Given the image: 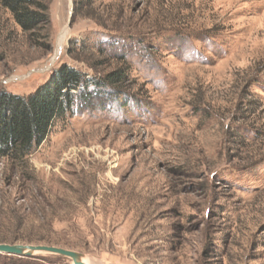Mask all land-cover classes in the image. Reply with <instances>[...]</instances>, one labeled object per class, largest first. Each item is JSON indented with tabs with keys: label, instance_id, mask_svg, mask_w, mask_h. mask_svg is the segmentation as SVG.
Segmentation results:
<instances>
[{
	"label": "rangeland",
	"instance_id": "1",
	"mask_svg": "<svg viewBox=\"0 0 264 264\" xmlns=\"http://www.w3.org/2000/svg\"><path fill=\"white\" fill-rule=\"evenodd\" d=\"M73 12L51 0L50 36L30 43L0 8V92L26 97L61 64L94 78L130 67L129 78L27 157L0 159V244L91 264H264V0ZM83 41L105 55L67 53ZM0 264L72 262L0 253Z\"/></svg>",
	"mask_w": 264,
	"mask_h": 264
},
{
	"label": "trees",
	"instance_id": "2",
	"mask_svg": "<svg viewBox=\"0 0 264 264\" xmlns=\"http://www.w3.org/2000/svg\"><path fill=\"white\" fill-rule=\"evenodd\" d=\"M50 2L0 0V8L10 14L13 23L27 35L30 43H34L39 34L43 33V39L50 36ZM91 2L73 0L72 17L77 14L91 16L83 13ZM86 43L81 42L76 49V44L69 45L67 53L72 56L95 50L92 54L105 55L103 44ZM115 55L110 56L124 60L123 56ZM89 68L96 71V65H89ZM130 70L122 66L94 78L61 64L26 97L0 92V159L21 160L41 147L56 126L64 127L75 116L106 106V100L123 94Z\"/></svg>",
	"mask_w": 264,
	"mask_h": 264
},
{
	"label": "water",
	"instance_id": "3",
	"mask_svg": "<svg viewBox=\"0 0 264 264\" xmlns=\"http://www.w3.org/2000/svg\"><path fill=\"white\" fill-rule=\"evenodd\" d=\"M0 253L7 255H16L19 257L22 256L30 257L38 253H47L69 259L72 262V264H84L82 262V259L84 258L82 254L64 248L52 247V246L0 244Z\"/></svg>",
	"mask_w": 264,
	"mask_h": 264
},
{
	"label": "bare ground",
	"instance_id": "4",
	"mask_svg": "<svg viewBox=\"0 0 264 264\" xmlns=\"http://www.w3.org/2000/svg\"><path fill=\"white\" fill-rule=\"evenodd\" d=\"M65 35H66V28L65 29H63L62 30V32L60 33V35H59V42H58V45H57V53H58V51H59V48L61 47V45H62V42H63V40H64V38H65ZM82 262L84 263V264H91L89 261H87L85 258H83L82 259Z\"/></svg>",
	"mask_w": 264,
	"mask_h": 264
}]
</instances>
